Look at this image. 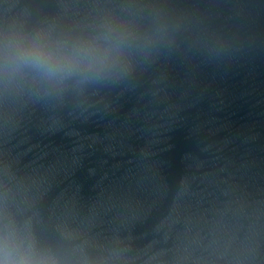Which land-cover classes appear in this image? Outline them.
Returning a JSON list of instances; mask_svg holds the SVG:
<instances>
[{
	"label": "water",
	"instance_id": "water-1",
	"mask_svg": "<svg viewBox=\"0 0 264 264\" xmlns=\"http://www.w3.org/2000/svg\"><path fill=\"white\" fill-rule=\"evenodd\" d=\"M5 261L264 264V0H0Z\"/></svg>",
	"mask_w": 264,
	"mask_h": 264
},
{
	"label": "clouds",
	"instance_id": "clouds-1",
	"mask_svg": "<svg viewBox=\"0 0 264 264\" xmlns=\"http://www.w3.org/2000/svg\"><path fill=\"white\" fill-rule=\"evenodd\" d=\"M20 59L25 64L33 66L49 79H55L63 75H70L75 70V57L71 58L67 63L63 65H53L39 55L24 54L20 56ZM106 60L107 56L101 55L95 57L93 61H90V63L95 62L102 65L106 62ZM4 264H9V262L5 261ZM21 264H26V262H21Z\"/></svg>",
	"mask_w": 264,
	"mask_h": 264
}]
</instances>
